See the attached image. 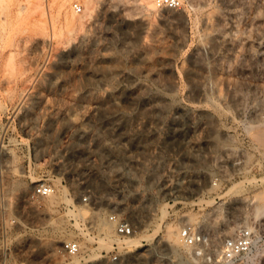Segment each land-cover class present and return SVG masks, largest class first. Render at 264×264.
Instances as JSON below:
<instances>
[{"label": "rangeland", "instance_id": "374dc122", "mask_svg": "<svg viewBox=\"0 0 264 264\" xmlns=\"http://www.w3.org/2000/svg\"><path fill=\"white\" fill-rule=\"evenodd\" d=\"M181 1L0 0V264H60L73 205L155 233L114 264H264L222 253L264 225V0Z\"/></svg>", "mask_w": 264, "mask_h": 264}, {"label": "built area", "instance_id": "2783aa9c", "mask_svg": "<svg viewBox=\"0 0 264 264\" xmlns=\"http://www.w3.org/2000/svg\"><path fill=\"white\" fill-rule=\"evenodd\" d=\"M153 1L158 7L164 9L175 10L181 7V0H149ZM78 12L82 11L81 7L77 8ZM129 162L135 163L133 154L129 156ZM130 166V165H129ZM133 167V165H131ZM58 186L45 179L43 182H38L30 192V198L33 201L40 203L46 202L53 195L58 194ZM90 196H84V202H90ZM82 209V208H81ZM70 217L74 220V234L71 238H64L60 241L58 254L60 256V264H92L98 261H105L109 264L118 263L122 260L129 249L128 244L137 237V226L131 219L127 218L120 212H111L107 215V222L114 225V233L109 239L107 248H99V237L103 232L97 225L89 220V217H75L71 213L79 212L80 208L73 205V208H68ZM83 210V209H82ZM72 211V212H71ZM264 226V225H263ZM256 229V226L242 227L235 236L227 238L224 242L222 253L225 260L232 262L237 260L244 254L249 253L259 238H264V232L260 231L261 227ZM67 231H65V234ZM180 238L187 247L197 246L201 240L193 232L190 225H186L180 231ZM95 254V256H93ZM201 253V252H199Z\"/></svg>", "mask_w": 264, "mask_h": 264}, {"label": "bare ground", "instance_id": "6f19581e", "mask_svg": "<svg viewBox=\"0 0 264 264\" xmlns=\"http://www.w3.org/2000/svg\"><path fill=\"white\" fill-rule=\"evenodd\" d=\"M258 133V132H257ZM253 135V134H252ZM261 136V135H260ZM259 136V137H260ZM253 137V136H252ZM254 137H256V135L254 136ZM262 137V136H261ZM264 137V136H263ZM255 140V139H254ZM256 141V140H255ZM258 141H260V140H258ZM243 190V184H242V182H239V183H236L235 185H233L232 187H230L229 188V190L227 191V193L226 194H237V193H240L241 191ZM243 192V191H242ZM238 195V194H237ZM256 197H257V199H258V205H257V207H256V209H254L255 211H256V213H257V216H255V217H257L256 219H258L259 217L261 218L262 216H264V191H261V192H259V193H257V195H256ZM52 198H58V194H55V195H53L52 196ZM51 199V198H50ZM63 199V198H62ZM52 200V201H51ZM50 200V203H54V201H55V199H51ZM64 201H66V198H65V200ZM57 202V201H56ZM86 206V205H85ZM253 206H255L254 205V203H253ZM82 208V207H81ZM80 208V211L79 212H72V215H75V217L77 218V217H79V216H81V217H86L88 214H90L91 216L90 217H92L93 218V220H94V224L95 225H97L98 227H99V229L103 232V235H101L100 237H99V244H100V247L99 248H107L108 247V245H109V239L111 238V236L113 235V233H114V225L113 224H110V223H105V222H102V223H98L99 221H97V219L99 220V217L97 216V213L96 212H94L93 210H86V209H89L88 207H86V209L85 210H82ZM254 210H253V212H254ZM163 212H165V210H163ZM255 215V214H254ZM89 216V215H88ZM193 217L191 216L190 217V219H192ZM263 218V217H262ZM102 219V218H101ZM51 221H52V219H50ZM194 220H195V218H194ZM60 221V220H59ZM52 223H55L54 221L52 222ZM52 223H50V224H52ZM57 224V223H56ZM52 225H54V224H52ZM61 225V224H60ZM60 225L58 224V225H56L55 227V229L52 231V234L54 235V236H57V235H61V234H63V232H65V230L63 229V228H61L60 227ZM158 227L160 226V225H157ZM64 227V226H63ZM230 227V226H229ZM65 228V227H64ZM253 228V227H252ZM66 229V228H65ZM176 227L174 228V227H172L171 225H168L167 226V230H166V234H165V236H166V238H167V240H169V241H171V242H173V243H177L178 241H179V238H178V234H177V231H176ZM230 229H231V227H230ZM232 229H234L233 227H232ZM68 232V231H67ZM71 233V232H70ZM72 234V233H71ZM63 235H65V234H63ZM154 235H155V233H152V234H149L148 232H143V233H141V234H138L137 235V237L136 238H134L131 242H129V244H128V246L129 247H134V248H136V247H139V246H142V241L143 240H147V241H152L153 239H154ZM58 236V237H59ZM53 237V236H52ZM61 237V236H60ZM62 238V237H61ZM59 240H61L60 238H59ZM54 241V240H53ZM52 241V242H53ZM56 243V242H55ZM54 243V244H55ZM59 243V242H58ZM53 244V243H52ZM54 246V245H53ZM52 246V247H53ZM56 246V245H55ZM95 255H97V254H95L94 253V255L93 256H95ZM139 262H143V261H139ZM138 262V263H139Z\"/></svg>", "mask_w": 264, "mask_h": 264}]
</instances>
